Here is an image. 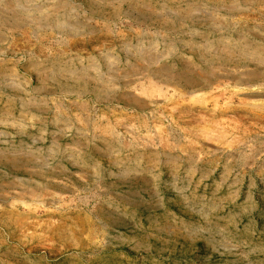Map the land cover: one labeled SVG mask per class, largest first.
<instances>
[{"label": "rangeland", "instance_id": "rangeland-1", "mask_svg": "<svg viewBox=\"0 0 264 264\" xmlns=\"http://www.w3.org/2000/svg\"><path fill=\"white\" fill-rule=\"evenodd\" d=\"M0 264H264V0H0Z\"/></svg>", "mask_w": 264, "mask_h": 264}]
</instances>
